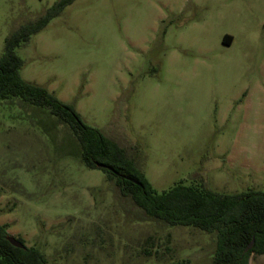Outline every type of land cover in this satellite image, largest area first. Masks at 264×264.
Returning a JSON list of instances; mask_svg holds the SVG:
<instances>
[{
    "label": "rangeland",
    "instance_id": "obj_1",
    "mask_svg": "<svg viewBox=\"0 0 264 264\" xmlns=\"http://www.w3.org/2000/svg\"><path fill=\"white\" fill-rule=\"evenodd\" d=\"M57 1L0 0V58ZM16 52L23 79L118 142L159 192L264 191V0H75ZM14 102L0 103L10 235L49 264L213 263L215 234L149 216L117 177L84 163L49 108Z\"/></svg>",
    "mask_w": 264,
    "mask_h": 264
},
{
    "label": "trees",
    "instance_id": "obj_2",
    "mask_svg": "<svg viewBox=\"0 0 264 264\" xmlns=\"http://www.w3.org/2000/svg\"><path fill=\"white\" fill-rule=\"evenodd\" d=\"M74 1H57L44 15L23 24L7 38L0 58V103L19 100L35 108H49L77 137L84 163L108 172L111 178L117 177L122 192L131 195L149 216L170 225H191L215 234L212 264H250L253 253L264 254V191L223 194L203 185L179 182L159 192L118 142L100 128L85 123L72 104L60 100L47 87L22 78L24 60L16 48L29 42L32 35L43 30ZM224 40L231 43L232 37L226 36ZM9 235L6 227L0 225V264H49L41 249L17 247L8 240ZM19 239L25 243L23 238ZM253 239L252 248L247 249Z\"/></svg>",
    "mask_w": 264,
    "mask_h": 264
},
{
    "label": "water",
    "instance_id": "obj_3",
    "mask_svg": "<svg viewBox=\"0 0 264 264\" xmlns=\"http://www.w3.org/2000/svg\"><path fill=\"white\" fill-rule=\"evenodd\" d=\"M109 169L112 170V171H114V172H116L117 174H119V172L116 171L114 168L109 167ZM124 177H126V178H128V179H130V180H132V181H134V182H136V183H140L137 179H135V178H133V177H131V176H125V175H124ZM140 184H141V183H140ZM8 240H9L13 245H15V246H17V247H20V248H26V247H27L26 244H25L24 242H22L19 238L15 237V236H13V235H9V236H8ZM254 242H255V239L252 240V242L250 243V245L248 246L247 249L252 248Z\"/></svg>",
    "mask_w": 264,
    "mask_h": 264
}]
</instances>
